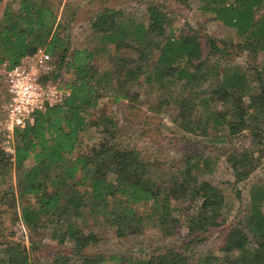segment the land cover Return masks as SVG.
Masks as SVG:
<instances>
[{"label": "trees", "instance_id": "trees-1", "mask_svg": "<svg viewBox=\"0 0 264 264\" xmlns=\"http://www.w3.org/2000/svg\"><path fill=\"white\" fill-rule=\"evenodd\" d=\"M197 1L199 9L234 29L236 43L220 46L211 37L204 41L192 28L176 34L162 3L151 5L146 19L122 18L118 9L105 6L90 24L95 44L74 49L66 60L67 39L48 0H17L16 6L0 11V63L11 67L43 48L55 62L50 78L55 80L64 68L73 75L61 103L35 112L31 123L14 130L13 153L0 148L1 212L8 210L11 222L24 232L57 242L61 249L49 256L48 264H69L73 258L78 264H264V168L249 181L244 216L238 215L222 234L218 250L223 255L210 251L193 261L185 254L191 241L226 224L224 189L200 178L215 169L217 155L193 151L164 167L118 142V124L111 116L92 117L101 98L131 103L143 91L154 101L151 110L174 101L176 127L184 133L217 143L224 139L219 131L227 128L230 135L244 126L251 145L263 143L254 122L264 120V66L253 67L257 91L252 93L243 66L232 62L230 54L233 48L251 54L264 50V0ZM123 48L134 55H124ZM96 57H110L111 62L98 71ZM91 129L102 136L89 135L93 142L86 146L83 136ZM256 159L252 147L226 155L235 183L249 177ZM184 203L181 221L175 212ZM97 220L119 238L147 227L166 236L178 235L183 226L185 231L178 247L149 258L89 253L85 248L97 241ZM15 235L12 229L9 240L0 239V264H36L30 253L37 245L32 241L29 248Z\"/></svg>", "mask_w": 264, "mask_h": 264}, {"label": "rangeland", "instance_id": "rangeland-1", "mask_svg": "<svg viewBox=\"0 0 264 264\" xmlns=\"http://www.w3.org/2000/svg\"><path fill=\"white\" fill-rule=\"evenodd\" d=\"M48 1L50 2V8L53 9L56 15V21L61 24L59 28L61 35L66 36L67 39L66 60H69L74 49L91 48L95 44L97 35L90 27V24L95 17V13L105 6L118 9L122 18L146 19V10L151 5L162 3L164 4L163 9L169 15V27L173 28L176 34L183 28H192L198 32L202 40L205 41L206 37H211L220 46H229L231 43H236L238 39L234 29L219 23L212 13L199 9V2L197 0H182L180 3L175 0ZM16 4L17 0H0V11L6 5L16 6ZM67 14L68 17H66ZM55 25L53 23L52 27L54 28ZM122 51L124 55H134L133 51L129 48H123ZM231 52L233 53L230 54L233 59L232 62L240 63L247 74L250 91L252 93L257 91L256 73L253 67L262 68L264 66V50L251 54L247 51L237 52V49L233 48ZM228 56L229 54H227ZM110 62V57H96L94 65L98 71H101ZM3 64L5 65V63H0V66ZM72 78L73 75L70 69H62V82L66 83ZM1 79L0 72V118L3 115L2 107L4 104V87ZM243 99L244 103H248L247 95H244ZM100 100L101 105L91 110L92 117L95 118L99 114L111 116L118 124L117 141L139 150L141 157L145 160H151L159 165H164V167L166 165L167 167H171L176 163V159H180L181 155H190L193 151L211 153L210 155L213 156L217 155L215 169L211 173L200 174V178L224 189L227 200L225 212L226 224L223 229H214L204 236L198 235L185 249V254L193 261L210 251L214 255L222 256V251L218 250L222 234L227 230L229 224L235 223L238 220V215L240 218L244 216L241 209L245 202L244 197L247 195L249 181L259 175L264 168V120L258 119L254 122V125L255 123L257 124L261 133L263 142L261 144L251 145V135L248 128H244V126L241 128L242 126L240 125L239 128L241 129H238L235 134L229 135L227 128L219 131V135H223L224 139L216 143L202 138L201 135L184 133L178 129L176 127L178 109L174 101H171L164 109L151 110L148 106L154 103V101L150 99V96L145 95L143 91L138 93L137 100L131 103H126L124 100L114 101L111 96H105ZM252 123L250 122V124ZM89 135L93 139L102 136L100 133L96 134L94 129H91L83 136L86 146L91 145L93 142V139L88 138ZM8 144L12 146L13 139H8L6 133L0 127V148L5 150L4 147ZM241 147H252L254 149V155L257 157L256 168L248 178L235 183L233 171L226 164L225 157L231 151H235ZM6 152L12 154L13 151ZM10 172L12 181H15L13 167L10 169ZM235 190L239 191V197H237ZM187 205L188 203L182 204L180 210L175 212L176 215H179L181 221H183L181 216L184 213V207ZM0 223L4 227V230L1 227V240H9L10 236L8 234L13 229L16 234L14 237L20 238L29 248H31L32 241L37 245V248L31 249L30 253L33 263L37 264L41 262L48 264L50 260L49 256L61 249L53 239L45 236L42 237L37 233L24 232L22 225L13 224L8 210L2 213L0 209ZM94 227L97 229V241L89 244L85 248V251L89 253L102 252L106 255L117 254L122 257L139 255L149 258L152 254H156L159 251L178 247L181 243V234L185 231L183 226L180 228L178 235L166 236L155 228L147 227L137 235L119 238L114 236L112 230L100 220L94 223ZM73 261L69 264L79 263L75 258H73ZM105 263L112 264V261L107 260Z\"/></svg>", "mask_w": 264, "mask_h": 264}, {"label": "built area", "instance_id": "built-area-1", "mask_svg": "<svg viewBox=\"0 0 264 264\" xmlns=\"http://www.w3.org/2000/svg\"><path fill=\"white\" fill-rule=\"evenodd\" d=\"M4 86L3 115L0 127L8 139H13V132L33 121L35 112L44 111L46 106L61 103L69 93L60 75L53 80L55 71L52 55L43 48L26 54L11 67L0 66ZM13 151V145L4 147ZM13 153V152H12Z\"/></svg>", "mask_w": 264, "mask_h": 264}]
</instances>
